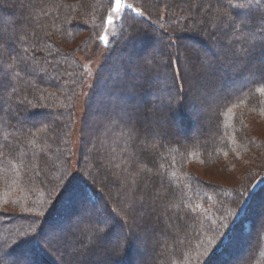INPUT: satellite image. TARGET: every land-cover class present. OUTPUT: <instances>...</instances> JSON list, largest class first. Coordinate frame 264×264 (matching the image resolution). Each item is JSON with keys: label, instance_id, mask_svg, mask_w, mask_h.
<instances>
[{"label": "trees", "instance_id": "trees-1", "mask_svg": "<svg viewBox=\"0 0 264 264\" xmlns=\"http://www.w3.org/2000/svg\"><path fill=\"white\" fill-rule=\"evenodd\" d=\"M123 3L70 180L78 57L99 48L112 0H0V264L90 260L101 246L134 264L133 235L151 242L149 264H264V139L252 130L264 123V0ZM196 107L209 116L195 136L173 131ZM86 212L94 225L77 220L72 243L65 223ZM62 227L63 263L46 244Z\"/></svg>", "mask_w": 264, "mask_h": 264}, {"label": "rangeland", "instance_id": "rangeland-1", "mask_svg": "<svg viewBox=\"0 0 264 264\" xmlns=\"http://www.w3.org/2000/svg\"><path fill=\"white\" fill-rule=\"evenodd\" d=\"M127 8L126 4L123 3V0H112V4L110 7V10L107 14V18H106V26L104 29V32L102 33L101 37H100V43H99V48H93L91 51V54L86 55V56H79L78 59L80 60V62L82 63V66L84 68V73H85V86H84V90H82L79 94L76 106H75V113H74V120H73V127H72V132H71V160H70V180L74 179L75 177L78 176V149H79V135H80V124H81V120H82V116L84 114V100L87 96V92L92 84L93 81V77L97 71V68L100 66V64L102 63V57L105 53V45L107 44V41L109 40V38L112 36L113 34V30L115 25L118 23L124 9ZM138 13V12H137ZM245 17V16H244ZM191 38V37H190ZM201 42L200 43H204V40L201 38H198ZM192 40V39H189ZM202 43V44H203ZM206 43V42H205ZM201 44V45H202ZM204 45V44H203ZM258 59V58H257ZM259 63L256 64L257 67L260 68V70L262 71V73L264 74V56L261 55V60L258 61ZM180 63L182 66V71H186L188 64H186V62H182V59L180 58ZM190 64V63H189ZM193 64V62H192ZM141 82L145 83L144 79H141ZM147 87H149V84L146 82ZM157 98V96L155 94H152L150 96L147 97V100H151V99H155ZM189 98H193V96L190 94ZM197 99H200V97H198ZM161 100V99H160ZM163 100H161L162 102ZM146 102V101H144ZM160 104V103H159ZM164 104L168 105V107L173 108V101L172 99L169 100H165ZM135 106L138 107L137 104H134ZM151 105V103H150ZM141 108V106H139V109ZM157 109H160V107H154ZM196 110L198 111V114H196L195 116L190 114V120L186 119L184 120L183 118H180L179 122L178 120H175V124L172 126L173 131L176 132H180V134L183 133V131H187L186 133L188 134V136H195V133H197L200 129V126L203 125L205 123V121L207 120V116H209V113H205V111H203V109L201 107H196ZM203 111V112H202ZM201 113L200 117H199V113ZM208 112V111H206ZM168 113L169 112H161L159 113L160 118H168ZM186 118L188 119V115L186 114ZM158 118L155 120L149 119L148 120V125L151 126V124H156L158 125V128L160 127L159 124L157 123ZM178 123V124H177ZM180 123V124H179ZM187 124V126L189 127H184V124ZM145 122L141 121L140 125L144 126ZM182 124V125H181ZM252 130L254 131V135H258L261 138L264 139V123L259 121L257 122V124L255 126H253ZM160 131L164 132L163 129H160ZM112 203V202H111ZM98 214L100 213V209H98L96 211ZM93 214H88L87 212L81 215H78L72 218V222L66 224L65 223V228H70L68 231H66V239L67 238V234L71 235L72 239H74V241L72 243L75 242L76 239H78V234L76 232V221H86V223H89V226H93L94 222L93 219L90 217ZM97 215V214H96ZM95 217V215H93ZM78 221V222H79ZM77 222V223H78ZM135 222V221H134ZM98 224H104V222L99 221ZM67 225V226H66ZM87 227V224L85 225ZM74 227V229H73ZM128 230H133V225L130 223H126V226ZM63 227L57 228L56 230L53 231H49L48 233H46V244L49 247H53L57 249L56 252H58V254L56 255V260L59 259L60 262L63 263V259L61 258L63 255L64 251L70 250L69 248L71 246H73L71 243V246L67 247V246H60L62 241H59L55 238V236L60 233L63 232ZM119 235H120V231L115 230L114 232L109 233V235L107 236V238L105 240H109L112 241V243L114 241H118L119 239ZM132 239H138L139 240V244L138 245V251H140V254H146L145 256H141L138 255L132 257V259L134 260V264H149L150 258H151V250L153 249V246L151 245V242L149 240H147L144 236H140V235H133ZM133 240L129 239V242H133ZM128 244V242H127ZM83 245L87 248H94L95 244L94 242L89 241L86 239L83 243ZM126 245V244H125ZM123 245V249L124 246ZM98 256H96V258H91L90 260H88L87 258L84 257H80L79 259H73V258H69L67 259V261H65L64 264H113L112 259H118L120 256H123V251L122 252H117V251H113L110 248H108V246H101V248H97L96 249ZM150 256V257H149ZM65 258V256H64ZM131 259V260H132ZM243 259V258H242Z\"/></svg>", "mask_w": 264, "mask_h": 264}, {"label": "bare ground", "instance_id": "bare-ground-1", "mask_svg": "<svg viewBox=\"0 0 264 264\" xmlns=\"http://www.w3.org/2000/svg\"><path fill=\"white\" fill-rule=\"evenodd\" d=\"M258 213H260L259 209H258V211L255 212V216L254 217H256V215H258Z\"/></svg>", "mask_w": 264, "mask_h": 264}]
</instances>
